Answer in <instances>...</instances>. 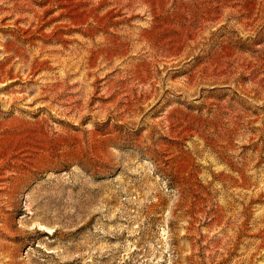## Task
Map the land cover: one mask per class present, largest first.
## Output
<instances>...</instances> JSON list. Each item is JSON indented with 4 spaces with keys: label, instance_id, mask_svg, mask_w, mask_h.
I'll return each mask as SVG.
<instances>
[{
    "label": "rangeland",
    "instance_id": "1",
    "mask_svg": "<svg viewBox=\"0 0 264 264\" xmlns=\"http://www.w3.org/2000/svg\"><path fill=\"white\" fill-rule=\"evenodd\" d=\"M264 264V0H0V264Z\"/></svg>",
    "mask_w": 264,
    "mask_h": 264
},
{
    "label": "bare ground",
    "instance_id": "2",
    "mask_svg": "<svg viewBox=\"0 0 264 264\" xmlns=\"http://www.w3.org/2000/svg\"><path fill=\"white\" fill-rule=\"evenodd\" d=\"M12 264V263H11Z\"/></svg>",
    "mask_w": 264,
    "mask_h": 264
}]
</instances>
